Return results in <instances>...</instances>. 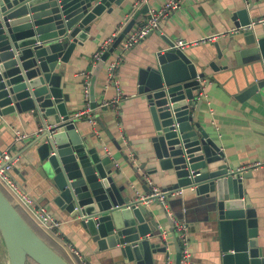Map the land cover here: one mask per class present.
I'll return each instance as SVG.
<instances>
[{"label": "water", "instance_id": "obj_1", "mask_svg": "<svg viewBox=\"0 0 264 264\" xmlns=\"http://www.w3.org/2000/svg\"><path fill=\"white\" fill-rule=\"evenodd\" d=\"M122 2L0 0V118L29 112L41 119L53 117L52 139L47 141V134L41 135L30 146L36 147L51 201L77 220L99 251L123 263L154 264L153 257L165 254L167 246L162 245L154 215L144 206L148 200L136 199L126 185L117 184L120 170L111 157L77 132V121L66 107L69 96L61 89L62 65L89 38L90 25ZM251 9L236 13V31L223 50L214 44L216 58L227 65L209 64L215 72L229 65L241 71L246 86L237 95L240 102L264 90V23L249 18ZM148 11V6L137 11L95 64L89 81L93 109L100 72ZM163 39L168 48L138 73V92L146 99L153 125L154 158L160 170L173 177L163 191L168 196L181 191L175 201L185 204L186 210L189 206L183 201V192L192 195L187 199L195 212L204 214L202 220L218 232L214 241L220 257L215 264H264L257 213L243 183L248 176L242 171L230 172L216 141L194 122L196 96L206 81L204 68L200 71L185 52ZM17 208L0 189V239L8 264H28L29 260L70 264L30 227Z\"/></svg>", "mask_w": 264, "mask_h": 264}, {"label": "crops", "instance_id": "obj_2", "mask_svg": "<svg viewBox=\"0 0 264 264\" xmlns=\"http://www.w3.org/2000/svg\"><path fill=\"white\" fill-rule=\"evenodd\" d=\"M166 1L168 0H123L120 6L112 5L111 13H103L90 25L89 38L82 46H76L68 64L62 65L64 75L61 89L63 94L69 96L67 110L70 117L86 110L88 106L92 110L89 115L76 120L77 132L92 145H97L105 155V150L110 152L116 168L120 170L118 185H126L130 194L139 200H145L149 194L143 188L146 186L150 190L146 177L159 189L167 188L173 177L168 172H162L154 158L150 142L153 125L146 99L138 92V73L168 48L163 38L174 44L178 40L184 41L187 44L184 52L200 71L204 68L203 72L206 74V81L202 84L201 93L196 96L193 107L194 122L199 123L216 141L230 172L242 171L248 176L243 179L244 188L256 210L259 246L264 248V90L240 102L237 95L246 86L241 71H235L232 65L218 72L209 68L211 62H215L219 68L227 65L224 60L216 58L214 44L218 43L221 50L226 47L236 31L233 20L236 13L252 7L248 13L249 18L264 19V0H182L180 7L169 13L152 34L121 57L118 81L123 91V100L118 106L101 107L104 100H111L114 96L113 89L103 88L106 82V65L96 83V108L93 109L90 98L86 102L82 94L84 83L90 81L95 66L93 55L99 46L113 34H120L142 7L148 6L149 11L138 18L135 27L146 21L152 12L162 8ZM208 38L214 39L211 42L207 41ZM116 53L119 51L116 50ZM113 57L115 56L111 58ZM90 118L96 121L95 125L88 121ZM45 125L53 127V117L41 119L29 112L20 115L13 113L0 118V150L10 149L18 157V164L11 173L12 179L40 208H44L61 223L58 229L61 237L51 235L73 264L80 263L64 249L65 242L72 244L87 264H136L123 263L108 252L99 251L77 220L51 201L48 184L39 170L36 147H30L37 138L36 132ZM14 130L28 135V138L15 144ZM135 168L138 170H134ZM154 168L157 171L151 174ZM142 178L144 179L141 180ZM189 194L183 192L182 196L184 203L189 206L187 210L185 204L175 201L176 198L168 199L167 208L176 220L188 225L192 263H218L220 254L218 244L214 241L218 232L202 220L204 214L195 212L192 202L188 201L192 197ZM144 206L154 215L159 231L166 233L162 245L167 246V252L155 255L154 264H176L177 237L168 215L156 201L145 202ZM0 245V264H8L1 239Z\"/></svg>", "mask_w": 264, "mask_h": 264}, {"label": "built area", "instance_id": "obj_3", "mask_svg": "<svg viewBox=\"0 0 264 264\" xmlns=\"http://www.w3.org/2000/svg\"><path fill=\"white\" fill-rule=\"evenodd\" d=\"M182 0H168L158 11H154L150 14L149 18L144 21L139 26H134L130 32L126 35L124 40L121 42L116 51L110 56L106 62V82L104 84V89L109 88L114 90V96L111 100H104L101 103V107L109 108L113 106H118V104L123 100V91L121 89L120 83L118 81V69L121 64V57L123 54L129 52L132 48L140 44L148 35L152 34L159 26L161 21L165 19L169 13L177 10L180 7ZM145 2V0H144ZM260 23H264V19L259 20ZM119 34H113L110 38L105 40L98 48V50L93 55V62L96 64L101 56L110 48L111 44L118 37ZM214 38H208L207 41H213ZM174 48L180 51H185L187 44L178 40L174 44ZM112 56H115L111 58ZM82 94L86 102L89 101V81L87 80L82 87ZM92 110L87 107L86 110L76 113L71 118L73 120H78L85 115H89ZM92 125L96 124V121L92 118L88 120ZM52 126L45 125L36 132V137L41 135H46L47 141L52 139L55 132L51 131ZM14 133V143L19 144L28 138V135L21 134L13 131ZM107 156L110 157V152L105 150ZM16 164H18V157L15 156L10 149L0 150V189L10 198L11 202L15 203L19 209H21L29 219L41 230L47 232L48 234H53L57 237H61L58 229L61 223L55 219L50 213H48L44 208H40L34 199L27 193L24 192L12 179L11 173L14 170ZM257 165H260L259 163ZM146 183L149 185V194L145 200L154 199L159 203L166 214L168 215L170 222L172 224L173 230L176 233V237L180 246V262L179 264H193L191 261V253L189 250V238H188V225L183 222L176 220L173 215L169 212L167 208L168 199L178 197L182 194L181 191L171 193L169 196L166 192L159 189L153 184L149 177H146ZM162 231V230H161ZM160 231V232H161ZM163 240H165V232H161ZM64 249L73 258H77L80 264H87L83 259L82 254L73 247L72 244L65 242ZM167 264H171L167 262Z\"/></svg>", "mask_w": 264, "mask_h": 264}, {"label": "trees", "instance_id": "obj_4", "mask_svg": "<svg viewBox=\"0 0 264 264\" xmlns=\"http://www.w3.org/2000/svg\"><path fill=\"white\" fill-rule=\"evenodd\" d=\"M5 194V193H4ZM6 195V194H5ZM7 196V195H6ZM7 198L10 200V198L7 196ZM17 211L19 214L23 217V219L32 227V229L46 242L48 243L51 247H53L58 253H60L64 258L68 260L70 264H73L71 260L67 258V256L63 253V251L53 242V240L46 235L40 228H38L30 219L29 217L19 208H17ZM28 264H35L33 261L29 260Z\"/></svg>", "mask_w": 264, "mask_h": 264}, {"label": "rangeland", "instance_id": "obj_5", "mask_svg": "<svg viewBox=\"0 0 264 264\" xmlns=\"http://www.w3.org/2000/svg\"><path fill=\"white\" fill-rule=\"evenodd\" d=\"M41 230V229H40ZM43 231V230H42ZM46 235H48L52 240H53V237L51 234H48L47 232L43 231ZM53 242L55 243V240H53ZM56 244V243H55ZM1 246V245H0ZM0 254H1V247H0Z\"/></svg>", "mask_w": 264, "mask_h": 264}]
</instances>
